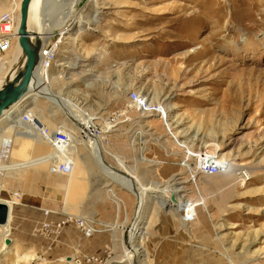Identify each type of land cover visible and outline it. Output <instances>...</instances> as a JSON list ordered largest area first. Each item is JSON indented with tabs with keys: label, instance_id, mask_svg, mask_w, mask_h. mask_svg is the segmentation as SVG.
I'll list each match as a JSON object with an SVG mask.
<instances>
[{
	"label": "rangeland",
	"instance_id": "374dc122",
	"mask_svg": "<svg viewBox=\"0 0 264 264\" xmlns=\"http://www.w3.org/2000/svg\"><path fill=\"white\" fill-rule=\"evenodd\" d=\"M46 1L40 5L43 13ZM69 1L57 0L58 14L50 17L70 12ZM13 3L0 0V13ZM68 23L58 65L50 70L63 78L52 91L64 104L78 103L89 129H111L102 134V152L120 177L139 188L184 177L185 200L194 205L188 217L148 205L138 243L144 253L132 263L264 264V0H80ZM19 53L17 43L11 56ZM62 62L74 65L66 77L59 70ZM132 92L150 107L161 106L160 113L128 108ZM33 107L27 113L49 133L69 119L67 107L54 114L49 101ZM18 121L23 134L40 137L21 117ZM74 135L79 154L90 155L85 136L79 130ZM38 136L13 148L8 168L0 148V198L12 195L1 183L11 175L10 166L45 164L48 173L53 151ZM30 151L37 154L28 158L24 152ZM188 151L210 152L231 166L215 175L201 173L196 165L190 171L182 163ZM120 160L126 164L119 165ZM189 161L196 164L197 158ZM77 169L79 183L90 180L87 190L70 194L71 174L49 172L40 186L47 204L39 205L44 219L28 234L12 229L10 222L5 240L11 242L4 247L0 241V264H130L120 262L128 249V225L139 211L136 197L109 184L100 167L84 175L78 161ZM241 171L248 173L244 180ZM30 181L34 190L36 180ZM20 195V205L25 204ZM61 214L107 226L103 234L112 243L94 253L98 241H90L96 236L84 237L72 223L60 232L36 233L45 221L59 222Z\"/></svg>",
	"mask_w": 264,
	"mask_h": 264
},
{
	"label": "bare ground",
	"instance_id": "6f19581e",
	"mask_svg": "<svg viewBox=\"0 0 264 264\" xmlns=\"http://www.w3.org/2000/svg\"><path fill=\"white\" fill-rule=\"evenodd\" d=\"M21 1L22 0H14V3L12 4L11 7H9L8 10L13 8H19L20 11ZM42 1L43 0H33L32 2L31 11H30V21H29L30 28L34 30L39 36H41L43 41L51 37L52 34L57 29L60 30V33L67 34L70 31V25H71L70 23H68V19L74 13L75 6L80 0H70L69 3L67 2L68 9L72 8V10H70V12L68 13H64L63 15L61 14L62 16H58L55 18L52 16L50 17V14L54 16L58 14L59 5L56 2L57 0L46 1L45 7L48 9V11L44 13L41 11V7H40ZM50 18H53V20ZM18 21H20V12H19ZM53 21H57V22L54 24ZM19 50L20 53L18 55L10 56L11 58L7 59L8 66H6L7 67L6 72L5 74H2L0 76V88L4 83L6 76L12 70V68L16 67L17 64L19 63L21 59V51H22L20 46H19ZM59 66L62 67V69H59L60 73L63 74V76L65 77L67 76V72L70 70V68L74 67V65L67 64L66 62L60 63ZM1 67H4V65H2ZM34 75L35 77H33L32 86L27 96L23 100L14 104L13 107H11L9 110L5 111L4 115L0 118V124L3 121H9L7 126H4L2 129H0V138H2L0 148H2V151L3 150L7 151V154L3 153L4 151L1 152L4 155V157L3 156L1 157L2 161H5V159L7 158V162H5V167L8 168L9 160L11 159L13 153L12 152L13 148L17 146L23 147L24 143H26V141L29 138L28 136L23 134V132H21L22 130H19L20 125L18 121L19 118L22 116V114L25 111H27V109L29 108L33 109L34 108L33 106L36 105L38 102H43V104L44 103L47 104L48 101L52 104V108H55V110H53L54 114L60 113L63 108L67 107L69 109V113L67 112L69 115V119L67 118L64 122L60 124L58 123L57 126L64 128L68 133V135L70 136V145L65 152L67 155L70 156L71 159H73L74 162L73 171L70 177L69 193L73 194L74 192L80 190H83V192H85L87 190L85 183H87V181L88 182L90 181L87 180V178H85V181H80V183L77 181L76 175L78 174L76 173H78V169H77L78 161H80L82 166L84 167V175H87L86 167H88L89 164H92V168H91L92 171L97 167L103 169L102 172L105 173L108 180H110L109 184L117 183V185L119 184L123 188L128 189V191H131L138 201L139 211L135 215L134 219L128 225L129 234H127L125 239V244L128 249L126 252V258L122 260L120 263H126V261H128L130 262V264H133L132 262L136 260H138L139 262L140 261L139 258L140 256H142L141 254L144 253V251L141 250V247L138 245V243L140 240H142L143 232L145 231L144 229H146L145 223H148L145 219L147 217V209L149 208L148 205H150L153 202L156 205H158L160 212L172 211L176 217L177 215L188 217L189 214L195 213V209L193 208L194 205L190 204V202L185 200L184 191L186 188L183 184L185 180L184 177L182 178L179 177L178 175H174L164 183L156 182L155 186L148 184L146 186L145 185L142 186L141 188L135 187L128 180L120 177L119 173H117L113 167L108 166V163L106 162V159L102 152L103 144H104L102 143L101 140L102 134L107 132L108 130L110 131L111 129L106 128L108 129L106 130L105 128L103 129L102 127L96 128L94 130L89 129L87 127L88 122L87 120L83 119L84 114L81 112V108L79 107L78 103L74 102V103L64 104V101L66 100L61 97V94L52 91L53 83L55 81H60V77L63 78L62 76L53 73L51 71L45 73L44 71L37 68L34 72ZM57 107L59 108L58 110L56 109ZM38 111L40 112L39 108H37L36 112ZM17 113L19 114V117L14 119L15 117L14 114ZM70 120L74 122L73 125L70 124ZM11 130H14L12 136L10 134L4 135L5 132H9ZM77 130H79L85 136V140H83V143L84 144L87 143L86 149L89 150L90 148L91 150L90 155H86V157H83L78 152V148H77L78 142L74 135V133L77 132ZM96 136L98 137V141L95 138ZM9 140H11L10 148H8L6 144V142H8ZM212 149L213 147L210 150L208 149V151H212ZM212 158L213 155H210L209 152L205 159L210 160ZM241 173L242 175L240 176V178L244 180L248 176V173L245 171H241ZM109 189H111L110 190L111 192L113 187ZM13 208H14V203H10L9 204L10 216H9V220L7 221L8 223L4 224L3 226H0V241H2L1 244H3L4 247L7 246L5 238H8L10 233V226H11L10 222L12 220L11 218H13L12 217ZM165 209L166 211H164ZM141 218H143L142 222H140Z\"/></svg>",
	"mask_w": 264,
	"mask_h": 264
},
{
	"label": "built area",
	"instance_id": "2783aa9c",
	"mask_svg": "<svg viewBox=\"0 0 264 264\" xmlns=\"http://www.w3.org/2000/svg\"><path fill=\"white\" fill-rule=\"evenodd\" d=\"M19 8H13L10 10H5L0 13V76L5 74L8 66L7 59L13 53L14 45L18 43V18H19ZM64 43V38L62 33L55 32L53 36L47 38L43 41V45L40 51V62L37 69H40L47 73L48 71L56 68L59 61V52L61 50L62 44ZM4 65V67H1ZM36 74V73H35ZM35 77V75H34ZM37 77V76H36ZM131 100V106L128 108L136 109L138 111L144 112H158L162 109L161 106H149L145 97H141L137 92H132L129 96ZM29 111H25L21 116V121L28 126H32L33 130H38L41 132L40 137L43 142L50 145L52 148V159L50 161V167H48L51 175H69L73 171L74 162L69 155L65 153L67 148L70 145V136L64 128L57 127L54 131L49 133V129L40 123H36L35 120L31 119ZM157 113V114H158ZM163 117L165 116L164 113ZM165 119V118H164ZM115 127V126H114ZM25 130V129H24ZM37 132V131H36ZM170 133H172L170 131ZM27 136H38V134L31 133L26 134ZM39 137V136H38ZM39 137V138H40ZM109 140H107L108 142ZM7 147L10 148L11 140L6 142ZM189 152V151H188ZM186 153V158L182 161L183 166L189 169L197 166V169L207 175L220 174L225 170H229L231 164L229 160L220 159L218 156L213 157L211 160H206L207 154L205 151L191 154ZM191 156L197 158L196 164L192 161H189ZM204 159V160H203ZM203 162V163H202ZM193 163V165H191ZM195 166V167H196ZM0 201L5 202L6 204L13 203L12 201L21 203L20 193H15L10 196V198L1 197ZM46 215L49 214L48 209H44ZM59 215V214H58ZM59 222L53 223L52 221H45L41 228H36V233H49V232H60L64 225L72 223L77 230L86 238H91L96 234H101L106 231H109L107 226L99 225L97 222L89 220L86 217H76V216H63ZM65 217V219H64Z\"/></svg>",
	"mask_w": 264,
	"mask_h": 264
},
{
	"label": "water",
	"instance_id": "95a60500",
	"mask_svg": "<svg viewBox=\"0 0 264 264\" xmlns=\"http://www.w3.org/2000/svg\"><path fill=\"white\" fill-rule=\"evenodd\" d=\"M32 2L33 0L21 1L18 26V44L22 50L21 59L17 66L12 68L6 76L0 88V118L4 115L5 111L27 96L32 86L34 72L40 62V51L43 40L41 36L30 28L29 21ZM114 169L115 171L118 170ZM9 216V206L6 203L0 202V225L6 224ZM10 242V239L6 240V244H10Z\"/></svg>",
	"mask_w": 264,
	"mask_h": 264
},
{
	"label": "crops",
	"instance_id": "0c3cea01",
	"mask_svg": "<svg viewBox=\"0 0 264 264\" xmlns=\"http://www.w3.org/2000/svg\"><path fill=\"white\" fill-rule=\"evenodd\" d=\"M35 154H37V152L36 153L32 151L26 152V153L24 152V155L27 156L28 158H31ZM25 156L24 158H26ZM118 162H119V165L122 162L126 164V162L122 160ZM38 165H40V168H37ZM44 165L45 164H37L35 166L33 165L26 166L25 164L24 165L16 164V165L10 166L11 175H7L8 180H5V181L2 180L3 182H1L4 184L3 192H6V194H14L16 192H20L23 194L22 200L25 204H22V205L19 204V206L16 204L14 205L13 218L11 221L13 223L12 229H18L19 231L23 232V234L30 233V231L33 230V228L36 225H38L41 220L44 219V215L42 214L41 209H40L42 207L39 206L40 204H42L41 202H43V195L40 193V186H42V180L45 179V177H47V175L49 174V171L48 173H46L45 171L46 168L45 170H43ZM87 168L89 167H86V174H90L92 170L91 169L87 170ZM32 179L36 180L35 181L36 186L33 188L34 190H30L29 188L30 183H31L30 180ZM77 199H78V196L75 200ZM108 220L110 221H106V222H112V220L114 219H108ZM107 235H108L107 233L97 234L95 235L96 237L94 236L95 238L90 241V242L94 240L98 241L97 245L94 246V249H93L94 253L95 252L102 253L103 247L108 245V242L112 243V238L109 237L108 239Z\"/></svg>",
	"mask_w": 264,
	"mask_h": 264
}]
</instances>
